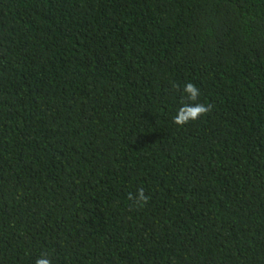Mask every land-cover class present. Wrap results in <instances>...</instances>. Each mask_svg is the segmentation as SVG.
I'll list each match as a JSON object with an SVG mask.
<instances>
[{
    "label": "trees",
    "instance_id": "trees-1",
    "mask_svg": "<svg viewBox=\"0 0 264 264\" xmlns=\"http://www.w3.org/2000/svg\"><path fill=\"white\" fill-rule=\"evenodd\" d=\"M42 254L264 264V0H0V264Z\"/></svg>",
    "mask_w": 264,
    "mask_h": 264
},
{
    "label": "clouds",
    "instance_id": "clouds-1",
    "mask_svg": "<svg viewBox=\"0 0 264 264\" xmlns=\"http://www.w3.org/2000/svg\"><path fill=\"white\" fill-rule=\"evenodd\" d=\"M176 87L179 88L180 86L177 85ZM182 88V95L186 97L188 102L179 107L172 118V122L181 127L190 122L199 120L210 111V106L208 104L199 102L201 91L196 84L187 82ZM130 199H135L137 203L143 204L147 202L148 197L143 190H140L136 197H131L130 195ZM35 264H51V260L47 255L42 254L41 257L36 260Z\"/></svg>",
    "mask_w": 264,
    "mask_h": 264
}]
</instances>
